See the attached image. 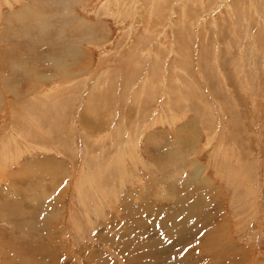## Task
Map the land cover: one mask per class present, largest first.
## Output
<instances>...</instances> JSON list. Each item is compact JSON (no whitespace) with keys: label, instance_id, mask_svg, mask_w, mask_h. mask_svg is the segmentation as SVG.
Masks as SVG:
<instances>
[{"label":"rangeland","instance_id":"374dc122","mask_svg":"<svg viewBox=\"0 0 264 264\" xmlns=\"http://www.w3.org/2000/svg\"><path fill=\"white\" fill-rule=\"evenodd\" d=\"M215 262L264 264V0H0V264Z\"/></svg>","mask_w":264,"mask_h":264},{"label":"bare ground","instance_id":"6f19581e","mask_svg":"<svg viewBox=\"0 0 264 264\" xmlns=\"http://www.w3.org/2000/svg\"><path fill=\"white\" fill-rule=\"evenodd\" d=\"M64 1H65V0H64ZM43 2H44V1H43ZM68 2H69V0H68ZM61 3H62V2H61ZM63 3H64V5H65V2H63ZM68 4H69V3H68ZM40 5H41V4H40ZM65 6H66V5H65ZM68 6H69V5H68ZM61 8H62V7H61ZM67 8H68V7H67ZM67 8H66V9H67ZM71 8H72V7H71ZM28 10H29V11H30V10L33 11V9H32L31 7H30V9H28ZM64 11H66V10L64 9ZM64 11H63V12H64ZM30 12H31V11H30ZM72 12H73V11H72ZM31 13H32V12H31ZM41 15H42V14H41ZM65 16H66V14H65ZM35 17L38 18L37 16H35ZM60 17H61V16H60ZM68 17L70 18L69 14H68ZM36 18H35V19H36ZM66 18H67V17H66ZM66 18H65V19H66ZM67 19H68V18H67ZM71 19H72V18H71ZM69 21H70V20H69ZM73 21H74V20H73ZM66 22H67V20H66ZM66 24H67V23H66ZM69 24H71V23L69 22ZM72 24H73V23H72ZM67 25H68V24H67ZM68 26H69V25H68ZM73 26H74V24H73ZM76 27H77V26H76ZM24 108H25V107H24ZM199 172H200V171H199ZM51 181H53V180L51 179ZM200 184H201V183H200ZM200 184H199V185H200ZM52 200H53V199H52ZM50 204H52V203H50ZM175 205H176V204H175ZM191 208H192V207H191ZM190 213H191V212H190ZM210 235L213 236V231L210 232ZM217 236H218V235H217ZM215 240H216V239H215ZM150 251H151V249H150ZM237 251H238V250H237ZM131 253H132V252H131ZM103 260H104V259H103ZM103 260H102V261H103ZM220 260H221V259H220ZM213 261H214V260H213ZM216 261H217V260H216ZM92 263H93V262H92ZM92 263H91V264H92ZM215 263L217 264V262H215Z\"/></svg>","mask_w":264,"mask_h":264},{"label":"crops","instance_id":"0c3cea01","mask_svg":"<svg viewBox=\"0 0 264 264\" xmlns=\"http://www.w3.org/2000/svg\"><path fill=\"white\" fill-rule=\"evenodd\" d=\"M61 133V132H60ZM59 137V141H64V140H67V139H65L64 137H60V134L59 135H57L55 138H58ZM61 138V139H60ZM67 145H69V144H67ZM67 145H65V146H67Z\"/></svg>","mask_w":264,"mask_h":264}]
</instances>
